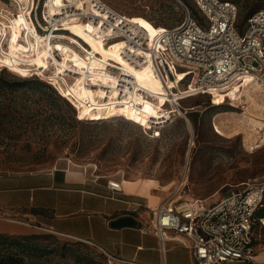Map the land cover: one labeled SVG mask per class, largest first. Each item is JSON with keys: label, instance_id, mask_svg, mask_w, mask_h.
Listing matches in <instances>:
<instances>
[{"label": "rangeland", "instance_id": "obj_1", "mask_svg": "<svg viewBox=\"0 0 264 264\" xmlns=\"http://www.w3.org/2000/svg\"><path fill=\"white\" fill-rule=\"evenodd\" d=\"M44 1L41 0L40 9H44ZM103 1L123 15L153 27L173 26L184 18L185 10L179 0ZM183 1L194 9L191 0ZM231 1L240 9V32L246 29L252 12L264 8V0ZM82 4L85 8L87 1ZM31 5L32 0H0V66L10 72L0 68L3 85L0 89V174L38 171L68 159L89 165L104 179L112 176L154 179L160 189H165L166 198L185 174L187 187L183 199L201 198L206 204L244 182L258 181L264 176V107L248 102L252 113H247L246 103L238 91L240 86L235 88L237 92L232 98L230 87L216 90L214 94L201 93L181 99L184 106L181 113L174 107L175 102L170 107L166 103L169 108L174 107V112L159 122L129 116L121 110L109 115H84L69 89H76L78 80L73 79L74 73L66 75L67 81L62 79L55 72L54 60L51 58L48 65L37 51L41 38L46 35L39 31L35 12L33 21L30 19ZM38 14L42 21L40 10ZM69 28L73 31L74 26ZM67 33L72 35L70 30ZM58 40H52L53 44ZM62 41L78 52L84 51L71 44L72 41ZM124 43L125 40L105 43L104 49L116 55L121 53ZM19 73L22 76L39 73L52 78L51 84L69 97L62 95L74 106L44 81L31 80L22 85L8 82L21 80L16 76ZM97 96L104 97L102 93ZM216 96L222 100L217 105L212 102ZM190 107L192 110L186 109ZM111 116L114 118L107 119ZM153 123L169 124L162 129L160 137L154 138L143 127ZM33 233L42 235L39 241L45 250L26 257L25 264H133L108 256L90 242L44 229L26 234ZM10 250L16 251L17 247H0V255Z\"/></svg>", "mask_w": 264, "mask_h": 264}, {"label": "built area", "instance_id": "obj_2", "mask_svg": "<svg viewBox=\"0 0 264 264\" xmlns=\"http://www.w3.org/2000/svg\"><path fill=\"white\" fill-rule=\"evenodd\" d=\"M99 1L97 7L101 6L100 9L109 5ZM179 1L185 10L183 20L173 26L156 25L153 36H148L141 29H132L120 15H112L114 18H107L103 24L101 33L105 42L124 39L128 43L126 47L131 60L138 64L151 60L154 71L168 89H178L176 85L171 87L169 84L175 81L185 88L183 95L188 94V97L214 94L216 90L243 85L247 75L251 81L264 85V8L255 11L248 18L246 29L240 32V9L234 1L191 0L194 11L183 0ZM46 3L47 0L44 1V9H40L41 0H32L29 12L32 21L35 12L40 33H67L70 30L82 44L89 46L63 23V15L57 19L50 18ZM39 10L42 21L38 16ZM81 17L84 20L90 18L89 14ZM57 39L60 38L52 40ZM62 40L70 42L69 39ZM70 43L81 49L77 43ZM133 49H142L141 55L134 54ZM179 73L183 77H178ZM32 75L50 83L53 81L39 73L28 76ZM66 75H72V72L68 71ZM122 76L125 75H121L116 84L124 89L129 84ZM105 88L111 91V87ZM175 101L177 99L168 100L169 107ZM168 124H143V127L157 138ZM107 185L115 191L122 189L121 182L115 179H108ZM186 187V175L183 174L176 189L158 206L151 208L152 219L145 229L153 228L163 247L168 240H176L188 247L196 264H257L255 256L264 245V217L257 216L258 209L264 206V176L258 181L234 187L211 204H206L201 198L184 200Z\"/></svg>", "mask_w": 264, "mask_h": 264}, {"label": "crops", "instance_id": "obj_3", "mask_svg": "<svg viewBox=\"0 0 264 264\" xmlns=\"http://www.w3.org/2000/svg\"><path fill=\"white\" fill-rule=\"evenodd\" d=\"M90 168L61 159L51 168L1 173L0 233L44 229L93 243L122 262L196 264L188 247L176 240H168L163 247L154 229H145L152 219L151 208L168 195L157 183L146 182L154 179L112 176L121 182L122 189L115 191L108 187V179ZM125 216L140 225L113 224ZM254 260L264 264V247Z\"/></svg>", "mask_w": 264, "mask_h": 264}, {"label": "bare ground", "instance_id": "obj_4", "mask_svg": "<svg viewBox=\"0 0 264 264\" xmlns=\"http://www.w3.org/2000/svg\"><path fill=\"white\" fill-rule=\"evenodd\" d=\"M83 1H87L85 8L82 7ZM98 2L100 1L48 0L46 8L50 18L57 19L63 15V23L68 27L74 26L73 31L90 43L91 47H86L71 34L56 32L41 38L42 41H40L37 50L48 65L51 58L54 60L57 67L55 72L62 79H69L66 72L71 71L74 73L73 79L78 80L76 89L71 87L69 89L72 96L80 103V113L84 115H109L121 110L129 116L135 115L148 121L159 122L166 119L171 111L173 112L174 107L178 111L183 109L184 106L181 105L180 100L188 98V94L183 95L185 88H180L175 81H170V86H177L178 89H168L167 85L154 71L151 60L140 64L131 60L128 56L129 49L126 47L128 45L126 41L120 49L121 53L116 55L104 49L106 42L101 33L104 28L103 24L105 25L107 18H114L112 16L114 14L126 19L131 24L132 29H141L147 32L148 36L155 35L157 27L141 20L129 18L109 5L100 9L101 6L97 7ZM101 2L104 1L101 0ZM85 14H89L90 18L84 20L81 16H85ZM114 20L117 21V19ZM53 38L69 39L79 44L80 47L84 48V51L78 52L73 46L60 39L54 45ZM133 53L141 55L142 49H133ZM77 62L81 63L78 64ZM121 75H125L122 77H125L129 84L124 89L116 84ZM181 75L182 73H179L178 77H183ZM237 86L239 85L231 87L233 89L229 95L230 98L237 92H235ZM105 87H111V91H107ZM193 89H195V86ZM238 91H240V98L246 103L247 113H252L248 102L259 108L264 107V85L260 82L251 81L249 75L245 77L244 83L240 85ZM97 93H102L104 95L103 99L98 97ZM175 99H177L175 101L176 105L172 109L169 108L166 104L167 101H174ZM212 102L217 105L222 100L219 96H216L212 99ZM151 181L154 182V180H146L147 183H151Z\"/></svg>", "mask_w": 264, "mask_h": 264}, {"label": "trees", "instance_id": "obj_5", "mask_svg": "<svg viewBox=\"0 0 264 264\" xmlns=\"http://www.w3.org/2000/svg\"><path fill=\"white\" fill-rule=\"evenodd\" d=\"M192 10L194 11V9H192ZM254 12L255 11H253L252 14ZM2 71L10 73L5 68H3ZM16 76L21 78V80H10L8 82L16 83L18 85H22V84H26V83L30 82L31 80H41V81H44L46 83H49L51 85V87L58 93V95L63 97L62 94L57 90V88L54 85H52L47 80L40 78L37 75H32V76L16 75ZM1 79L2 78L0 77V81H1ZM1 88H3L2 84H0V89ZM63 98L66 99L68 102H70L69 99H67L65 97H63ZM70 104H72V106H74L72 102H70ZM109 118L111 119L114 117L111 116V117H108L107 119H109ZM79 120H83V119L80 118ZM127 120H130V119H127ZM91 121H100V120H91ZM130 121H132V120H130ZM257 216L258 217H264V206L258 209ZM41 237H42V235L35 234V233H33V234L0 233V247H5V246H9V247L10 246H16L17 247L16 251L10 250L8 252L2 253L0 255V264H25L26 257H30L32 254H35L39 251L43 252V250H45L44 244L40 243V241H39V239Z\"/></svg>", "mask_w": 264, "mask_h": 264}, {"label": "water", "instance_id": "obj_6", "mask_svg": "<svg viewBox=\"0 0 264 264\" xmlns=\"http://www.w3.org/2000/svg\"><path fill=\"white\" fill-rule=\"evenodd\" d=\"M113 224L119 226V225H132V226H139L140 223L131 216H125L122 217L116 221L113 222Z\"/></svg>", "mask_w": 264, "mask_h": 264}]
</instances>
